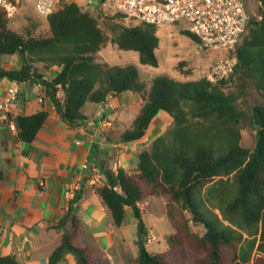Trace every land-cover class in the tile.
<instances>
[{
    "label": "trees",
    "instance_id": "trees-1",
    "mask_svg": "<svg viewBox=\"0 0 264 264\" xmlns=\"http://www.w3.org/2000/svg\"><path fill=\"white\" fill-rule=\"evenodd\" d=\"M258 16L249 18L230 53L237 65L227 79L213 83L205 78L179 82L156 77L146 87L135 66H110L98 52L111 43L119 50L137 52L142 65L156 67L157 25L130 19L137 24L119 26L110 37L92 11L70 2L46 18L45 32L35 27L17 32L8 27L10 19L0 9V57L19 58V67L0 68V77L39 84L70 126L85 118L87 103H105L109 96L124 92L139 94L144 103L120 136L124 143L142 139L154 116L159 111L168 113L173 124L141 152L138 173L103 170L106 185L96 192L113 225H122L126 208L140 220L137 204L162 198L174 230L167 238L169 250L203 255L193 264H264V0ZM184 33L198 42L188 31ZM40 63L45 68L56 66L59 72L46 79L36 67ZM228 80L237 91L224 90ZM248 89L260 101L245 110L242 102ZM46 117L44 111L18 116V139L31 142ZM243 127L254 131L251 148L241 144ZM66 223L70 231L50 256V264L68 252L74 253L76 264H111L96 246L78 244L81 229L76 217L68 214L56 228ZM138 230L145 235L142 222ZM138 246L135 264H170L164 254L150 253L144 240ZM0 264L19 263L7 257L0 258Z\"/></svg>",
    "mask_w": 264,
    "mask_h": 264
},
{
    "label": "crops",
    "instance_id": "crops-1",
    "mask_svg": "<svg viewBox=\"0 0 264 264\" xmlns=\"http://www.w3.org/2000/svg\"><path fill=\"white\" fill-rule=\"evenodd\" d=\"M262 1L251 0L256 10L262 8ZM90 8L86 9L92 11L94 7ZM104 48L98 52L102 61L100 52ZM221 53V57L225 55ZM215 60H210L201 73ZM18 67L17 56L0 57V68ZM36 67L46 79L59 72L56 66L45 68L40 63ZM13 89L18 91L19 116L44 111L47 117L31 142L19 140L18 130L12 132L7 123L0 122V258H14L19 264H50V256L70 231L67 223L56 228L68 214L80 223L78 244L96 246L111 264H135L138 242L145 237L139 233L140 222L145 231L157 235L159 253H166L167 242L161 244L159 239L171 235L173 228L164 224L162 233L155 229L156 220L163 222L167 217L164 199L142 200L138 206L140 220L126 208L124 222L115 227L96 188L106 185L104 169L138 173L139 155L172 126L170 115L159 111L142 139L124 143L120 136L144 103L137 93L124 92L109 96L105 103H87L83 108L85 118L70 126L39 84L14 83L0 77V96ZM58 97L63 98V93ZM159 209L162 215L153 217L154 210ZM145 247L148 250L150 245ZM56 264H76V256L65 253Z\"/></svg>",
    "mask_w": 264,
    "mask_h": 264
},
{
    "label": "rangeland",
    "instance_id": "rangeland-1",
    "mask_svg": "<svg viewBox=\"0 0 264 264\" xmlns=\"http://www.w3.org/2000/svg\"><path fill=\"white\" fill-rule=\"evenodd\" d=\"M18 4V12L8 21V27L14 31L22 32L25 28L35 27L37 32H45L48 30L47 19L40 17L35 11L36 0H13ZM249 18H257L259 10H256L254 3L251 0H242ZM74 2L84 8L94 7L92 12L95 15L100 28L107 36L112 35V32L119 26H131L137 24L131 22L128 18H121L116 16V12L102 8L100 0H55L54 10L58 7ZM91 9V8H90ZM260 9V8H259ZM256 15V16H254ZM185 23L180 21L173 24H162L157 26L156 35L158 37V47L155 49V57L157 66H146L139 62L138 53L135 51L119 50L111 43L100 52L103 61L110 66H135L138 70L140 80L149 87L151 81L156 77H168L179 82H192L202 78L201 71L207 66L210 60H215L221 57L222 53L219 51L204 52L199 43L186 35ZM246 34V32H245ZM244 37V35H243ZM242 37V38H243ZM241 39V37H240ZM240 42V40H239ZM238 42V43H239ZM224 85L226 92L237 91L236 86L230 80ZM260 101V97L252 90L248 89L244 93V100L242 105L247 110L248 107ZM241 144L245 148H251L254 144V131L243 127L241 130ZM156 201V199H152ZM162 211L154 210L153 217H160ZM161 222L156 220L155 229L158 233L164 231V224L172 228L167 217ZM192 230L198 234L203 233L200 227H193ZM174 232V230L172 229ZM172 232V233H173ZM170 235V234H169ZM168 235V236H169ZM157 236V235H156ZM168 236H163L159 239L160 243L167 242ZM158 238V237H157ZM168 245V244H167ZM159 243L154 241L150 244L148 250L152 253H159ZM166 259L170 264H193L197 259L202 258L203 255L190 252L185 249L169 250L164 253Z\"/></svg>",
    "mask_w": 264,
    "mask_h": 264
},
{
    "label": "built area",
    "instance_id": "built-area-1",
    "mask_svg": "<svg viewBox=\"0 0 264 264\" xmlns=\"http://www.w3.org/2000/svg\"><path fill=\"white\" fill-rule=\"evenodd\" d=\"M100 3L102 8L137 22L157 26L184 22L185 30L196 37L204 52L225 53L212 62L201 77L215 83L227 79L234 72L237 59L230 53L249 21L242 0H101ZM54 6L55 0H36L35 11L40 17L47 18L54 11ZM0 9L8 19H12L19 8L13 0H0ZM19 112L16 89L0 96V122L7 123L12 132L17 131ZM156 240L154 232L146 231L145 246Z\"/></svg>",
    "mask_w": 264,
    "mask_h": 264
},
{
    "label": "water",
    "instance_id": "water-1",
    "mask_svg": "<svg viewBox=\"0 0 264 264\" xmlns=\"http://www.w3.org/2000/svg\"><path fill=\"white\" fill-rule=\"evenodd\" d=\"M110 99V97L107 98V100Z\"/></svg>",
    "mask_w": 264,
    "mask_h": 264
}]
</instances>
